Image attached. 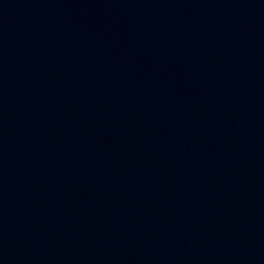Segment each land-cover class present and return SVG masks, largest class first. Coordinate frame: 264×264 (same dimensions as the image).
<instances>
[{"label":"water","instance_id":"water-1","mask_svg":"<svg viewBox=\"0 0 264 264\" xmlns=\"http://www.w3.org/2000/svg\"><path fill=\"white\" fill-rule=\"evenodd\" d=\"M0 264H264V0H0Z\"/></svg>","mask_w":264,"mask_h":264}]
</instances>
